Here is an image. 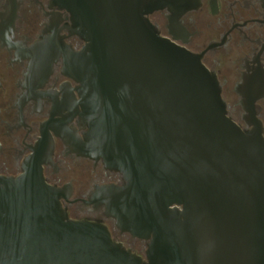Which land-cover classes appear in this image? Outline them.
I'll return each instance as SVG.
<instances>
[{"label":"water","instance_id":"95a60500","mask_svg":"<svg viewBox=\"0 0 264 264\" xmlns=\"http://www.w3.org/2000/svg\"><path fill=\"white\" fill-rule=\"evenodd\" d=\"M87 41L67 64L81 83L85 141L121 186L93 202L146 242V258L100 222L74 220L34 164L0 176V264H264V137L229 115L216 73L149 15L185 0H54Z\"/></svg>","mask_w":264,"mask_h":264},{"label":"flooded vegetation","instance_id":"af4514ba","mask_svg":"<svg viewBox=\"0 0 264 264\" xmlns=\"http://www.w3.org/2000/svg\"><path fill=\"white\" fill-rule=\"evenodd\" d=\"M181 14L160 10L150 21L162 36L200 55L216 73L228 115L243 129L259 121L264 137V0H185ZM71 13L54 0H0V176L19 177L39 165L74 220L100 221L112 238L146 258V242L122 232L100 189L121 186L101 159L71 151L70 134L85 141L81 83L67 64L87 41L72 33Z\"/></svg>","mask_w":264,"mask_h":264}]
</instances>
